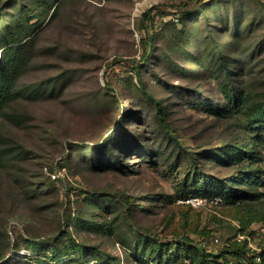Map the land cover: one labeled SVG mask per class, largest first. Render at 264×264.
Wrapping results in <instances>:
<instances>
[{
	"label": "rangeland",
	"instance_id": "1",
	"mask_svg": "<svg viewBox=\"0 0 264 264\" xmlns=\"http://www.w3.org/2000/svg\"><path fill=\"white\" fill-rule=\"evenodd\" d=\"M195 1L0 0V43L32 31L0 110V264H137L139 253L166 263L179 244L180 255L197 241L217 252L240 236L251 251L264 247V0H212L172 19L170 6ZM153 5L150 44L140 17ZM237 145L257 159L233 155ZM255 167L256 199H182L221 181L251 188L244 172Z\"/></svg>",
	"mask_w": 264,
	"mask_h": 264
},
{
	"label": "trees",
	"instance_id": "2",
	"mask_svg": "<svg viewBox=\"0 0 264 264\" xmlns=\"http://www.w3.org/2000/svg\"><path fill=\"white\" fill-rule=\"evenodd\" d=\"M209 1L212 0H196L192 6H181L178 4H174L170 6L169 13H171L172 19L179 16H189L202 9ZM155 8L156 5L147 8L141 13L140 17L141 27L144 29L150 44L154 40L155 33L154 31L151 32L148 21L150 20L152 22L153 20H155L154 14L152 13ZM31 32L32 31L26 29L22 33H7V35L2 37V41L0 43V110L9 99L8 97L10 95L13 80L19 74L23 66H25L27 63V53L32 41V37L30 36ZM152 50L153 47L150 46L148 51L144 54L143 59H148ZM136 75L137 79L139 80V86L143 95L152 103L157 113L158 123L161 129L164 131L165 135L168 138L178 140L179 133L168 124L166 118L168 111L162 106V101L145 89L144 83L138 70H136ZM107 90H111V88L107 87ZM233 98H245V96H242V94H240L239 97L233 95ZM220 110L221 109L218 108L216 111L220 112ZM260 127L264 128V119L260 120ZM260 136L264 137V133H262ZM237 152L242 158L252 161H255L257 159V154L254 149H244L242 148V146L237 145L235 146L233 155H236ZM189 153L192 164H194V166L199 169L194 153L190 150ZM58 169H61L62 171L64 170L63 166L58 167ZM199 174L201 176V179L206 182V178L202 173V170L199 171ZM244 177L245 182L247 181V185L249 187L262 182L261 173L256 167L253 169H247L244 172ZM64 186L66 189H70L72 187V183L68 180H65ZM216 187L217 191L215 190V192L206 189V191L202 193H196V196H206L208 198L218 196L222 200L221 204H224L226 201L234 203L238 201H248L251 199H256L262 194L261 191H259L258 189H253L252 187H234L228 181H221ZM188 189H191V187ZM85 190L90 194L100 193V191L94 188H86ZM189 191L190 190H185V192L187 193L183 195L182 199H185L188 196L192 195L191 193H188ZM114 194L121 202L127 203V198L122 192H115ZM238 229H241V227H239ZM62 231L64 233H68L67 229H63ZM138 231L146 235L147 238L154 236L147 229L142 227H138ZM187 239L190 240L189 238ZM225 241V245L219 248L217 252L208 249L197 241L198 245L194 244V247L192 245H189L181 255L179 254V250L184 249L185 245L179 244V246H177L176 250L174 251L175 256L172 258V260L166 263L162 260L159 253H156L155 256H152L151 260L144 254L139 253L137 264H185V262L187 261L191 264H264V247L261 248L260 251L254 252L246 247L245 241L239 242L236 240H231L229 238H226Z\"/></svg>",
	"mask_w": 264,
	"mask_h": 264
},
{
	"label": "built area",
	"instance_id": "3",
	"mask_svg": "<svg viewBox=\"0 0 264 264\" xmlns=\"http://www.w3.org/2000/svg\"><path fill=\"white\" fill-rule=\"evenodd\" d=\"M43 169L45 172L53 179L59 178L63 175V172L61 169H58L57 167H54L52 169L47 168V166H43ZM185 203H188L191 207L197 208L202 207L206 205H219L222 203V200L220 197L215 196L208 198L206 196H190L186 198V200H183ZM238 241H241V236L237 238ZM185 264H191L190 262H185Z\"/></svg>",
	"mask_w": 264,
	"mask_h": 264
}]
</instances>
